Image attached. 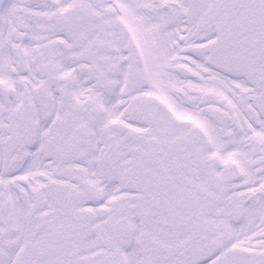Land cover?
I'll use <instances>...</instances> for the list:
<instances>
[{
	"label": "snow or ice",
	"instance_id": "1",
	"mask_svg": "<svg viewBox=\"0 0 264 264\" xmlns=\"http://www.w3.org/2000/svg\"><path fill=\"white\" fill-rule=\"evenodd\" d=\"M0 264H264V0H0Z\"/></svg>",
	"mask_w": 264,
	"mask_h": 264
}]
</instances>
